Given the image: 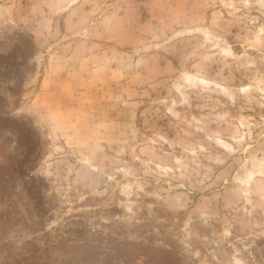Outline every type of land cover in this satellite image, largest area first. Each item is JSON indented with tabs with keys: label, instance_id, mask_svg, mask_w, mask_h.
<instances>
[{
	"label": "rangeland",
	"instance_id": "obj_1",
	"mask_svg": "<svg viewBox=\"0 0 264 264\" xmlns=\"http://www.w3.org/2000/svg\"><path fill=\"white\" fill-rule=\"evenodd\" d=\"M0 264H264V0H0Z\"/></svg>",
	"mask_w": 264,
	"mask_h": 264
},
{
	"label": "trees",
	"instance_id": "obj_2",
	"mask_svg": "<svg viewBox=\"0 0 264 264\" xmlns=\"http://www.w3.org/2000/svg\"><path fill=\"white\" fill-rule=\"evenodd\" d=\"M23 137L25 138V140H24V141H25V143L23 142V143H24V145L27 143L26 141H31V140L33 141V139H34V137H29V138H28V136H27V135H24ZM26 138H27V139H26ZM34 140H35V139H34Z\"/></svg>",
	"mask_w": 264,
	"mask_h": 264
}]
</instances>
